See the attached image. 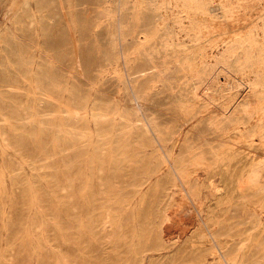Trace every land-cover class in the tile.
<instances>
[{
	"label": "rangeland",
	"instance_id": "374dc122",
	"mask_svg": "<svg viewBox=\"0 0 264 264\" xmlns=\"http://www.w3.org/2000/svg\"><path fill=\"white\" fill-rule=\"evenodd\" d=\"M256 75L264 0H0V264H264Z\"/></svg>",
	"mask_w": 264,
	"mask_h": 264
},
{
	"label": "bare ground",
	"instance_id": "6f19581e",
	"mask_svg": "<svg viewBox=\"0 0 264 264\" xmlns=\"http://www.w3.org/2000/svg\"><path fill=\"white\" fill-rule=\"evenodd\" d=\"M140 1V0H139ZM192 2L194 1V0H191ZM132 2V1H131ZM178 3V2H177ZM189 3V2H188ZM195 4V3H194ZM226 6H227V4H226ZM178 7V6H177ZM192 7V6H191ZM188 8V7H187ZM190 8V7H189ZM194 8V7H193ZM235 9V8H234ZM123 10V9H122ZM194 10V9H193ZM201 10V9H200ZM138 11V10H137ZM195 11V10H194ZM237 11V10H236ZM119 13V12H118ZM235 14V13H234ZM224 15V14H223ZM237 15V14H236ZM235 15V16H236ZM229 16V15H228ZM137 17V16H136ZM236 18V17H235ZM119 19V18H118ZM166 19V18H165ZM136 20H138V19H136ZM236 20V19H235ZM239 20V19H238ZM119 22V21H118ZM159 24V23H158ZM196 24V23H195ZM161 25V24H160ZM192 25V24H191ZM194 25V24H193ZM116 26V25H115ZM163 27V26H162ZM165 27V26H164ZM196 27V26H195ZM161 28V27H160ZM176 28V27H175ZM116 29V28H115ZM135 29V28H134ZM176 29H178V28H176ZM162 30H164V29H162ZM124 32V31H123ZM135 33V32H134ZM138 35V34H137ZM146 35V34H145ZM132 36V35H131ZM134 37V36H133ZM141 37V36H140ZM139 37V38H140ZM123 38H125V37H123ZM138 38V37H137ZM132 40V39H131ZM137 40V39H136ZM254 40V39H253ZM145 41V40H144ZM149 42V41H148ZM251 42V41H250ZM156 44V43H155ZM232 44V43H231ZM249 44V43H248ZM220 45V44H219ZM255 45V44H254ZM239 46V45H238ZM225 47V46H224ZM247 49V48H246ZM159 54V53H158ZM224 55V54H223ZM258 55V54H257ZM167 56V55H166ZM233 56V55H232ZM246 56V55H245ZM190 57V56H189ZM203 57V56H202ZM255 57V56H254ZM262 57V56H261ZM194 58H196V57H194ZM190 59V58H189ZM188 60V59H187ZM194 60V59H193ZM197 61H198V58H197ZM251 62V61H250ZM184 63V62H183ZM189 63V62H188ZM194 63H195V61H194ZM246 63V62H245ZM154 64V63H153ZM152 64V65H153ZM193 64V63H192ZM199 64V63H198ZM243 64V63H242ZM251 64V63H250ZM254 64V63H253ZM188 65V64H187ZM249 65V64H248ZM186 66V65H185ZM189 66V65H188ZM164 67V66H163ZM166 67V66H165ZM199 67V66H198ZM197 67V68H198ZM154 69V68H153ZM154 72V71H153ZM251 72H253V71H251ZM257 72V71H256ZM239 74V73H238ZM243 74V73H242ZM241 74V75H242ZM249 75V74H248ZM129 76V75H128ZM143 76H144V74H143ZM245 76V75H244ZM122 77V76H121ZM146 77H148V75L146 76ZM122 79V78H121ZM124 79V78H123ZM124 83V82H123ZM251 84L252 85H254V86H259V85H264V81L262 80V78L260 79L259 78V75H256L255 76V80L254 81H252L251 82ZM252 88V87H251ZM260 88H261V86H260ZM134 89V88H133ZM255 91V90H254ZM261 92V91H260ZM253 95V94H252ZM260 96V95H259ZM256 97V96H255ZM142 98V97H141ZM246 102V101H245ZM98 103V102H97ZM113 107V106H112ZM240 107V106H239ZM111 110V109H110ZM123 112V111H122ZM124 113V112H123ZM81 114V113H80ZM76 115V114H75ZM222 115V114H221ZM95 116L97 117V119H99V118H101V117H104V116H106L103 112H96L95 113ZM123 116V115H122ZM133 117V116H132ZM224 117V116H223ZM230 117V116H229ZM232 117H233V115H232ZM236 117H237V115H236ZM115 118V117H114ZM121 118V117H120ZM136 118V117H135ZM230 119V118H229ZM123 120H125V122H129V119L128 118H125V117H123ZM138 120V119H137ZM143 121V120H142ZM138 122V121H137ZM243 122V121H242ZM145 123V122H144ZM147 123V122H146ZM154 123V122H153ZM235 123V122H234ZM67 124V123H66ZM132 124V123H131ZM135 124V123H134ZM237 124V123H236ZM243 124V123H242ZM246 124H249V123H247L246 122ZM261 125V124H260ZM127 126H130V123L129 124H125V126H124V128L121 130V131H119V133H122V132H124L125 130H127ZM136 126V125H135ZM149 126V125H148ZM252 126V125H251ZM153 127H155V126H153ZM117 128V127H116ZM115 128V129H116ZM135 128V127H134ZM245 128V127H244ZM251 128V127H250ZM155 129V128H154ZM247 129V128H246ZM245 130V129H244ZM260 130H262L261 129V127H256L255 129L253 128V129H250L249 131H247V133H248V136L249 137H253L257 132H259ZM134 131V130H133ZM151 131V130H150ZM160 131V130H159ZM262 132V131H261ZM261 132H259L260 134H262ZM264 133V132H263ZM99 135V137L98 138H102L103 136H104V134L103 133H100V134H98ZM150 135V134H149ZM263 136H264V134H262ZM81 136V135H80ZM163 136V135H162ZM262 136V137H263ZM260 137H261V135H260ZM97 138V139H98ZM166 138V137H165ZM204 138V137H203ZM254 138V137H253ZM252 138V139H253ZM248 139V138H247ZM112 140V139H111ZM160 140V139H159ZM205 140V139H204ZM251 140V139H250ZM153 141V140H152ZM203 141V140H202ZM198 142V141H197ZM99 145H100V143H99ZM154 145V144H153ZM175 147V146H174ZM173 147V148H174ZM196 148V147H195ZM194 148V149H195ZM189 149V148H188ZM204 149V148H203ZM193 150V149H192ZM213 150V149H212ZM189 151V150H188ZM193 152V151H192ZM195 152V151H194ZM210 152V151H209ZM220 154V153H219ZM204 155V154H203ZM209 155V154H208ZM218 155V154H217ZM213 156V155H212ZM202 158V157H201ZM220 160V159H219ZM258 160V159H257ZM221 164V163H220ZM182 165H183V163H182ZM211 166V165H210ZM174 167V166H173ZM68 169L69 168H71L70 166L69 167H67ZM206 168V167H205ZM179 172H180V170H179ZM184 172V171H183ZM183 172H181L182 174H184ZM179 176V175H178ZM183 176H185V175H183ZM264 176V162H256V163H252L251 165H250V167H249V169H248V171H247V176H246V178H244V179H247V183L249 184V185H251V186H253V187H255V189H256V187H258L257 189L259 190V191H263V189H264V187H261L260 186V181H261V179H262V177ZM193 178H195V177H193ZM198 178V177H197ZM196 178V179H197ZM198 180V179H197ZM191 181V180H190ZM196 181V180H195ZM199 181V180H198ZM247 183H245V184H247ZM242 184V183H241ZM197 186V185H196ZM241 187H242V185H241ZM252 187V188H253ZM248 190V189H247ZM254 189H252V191H253ZM258 190H255V191H258ZM251 191V190H250ZM256 193V192H255ZM254 193V194H255ZM259 193H261V192H259ZM264 194V193H263ZM88 195V194H87ZM86 195V196H87ZM242 195V194H241ZM84 197V196H83ZM89 197V196H88ZM243 197V196H242ZM244 197H246V196H244ZM124 198V197H123ZM248 198V197H247ZM90 199V198H89ZM249 200V199H248ZM251 201V200H250ZM252 204V203H251ZM251 204H250V208H251ZM245 205H247V204H245ZM248 205H249V203H248ZM247 205V206H248ZM231 208H233V207H231ZM41 209V208H40ZM253 215H255V219H256V223L257 224H262V219L260 218V216H259V214L261 213H257L255 210H253ZM167 215V214H166ZM166 218H168V217H166ZM169 219V218H168ZM167 220V219H166ZM93 225V224H92ZM263 226H264V224H263ZM158 229V228H157ZM261 229V228H260ZM259 230V229H258ZM263 231V230H262ZM173 237V236H172ZM171 238V237H170ZM221 242V241H220ZM219 243V242H218ZM224 246H222V248H223ZM227 250H228V248H227ZM226 251V250H225ZM238 257V256H237ZM237 257H235V258H237ZM227 258H230V257H228L227 256ZM234 260V259H233ZM238 262V261H237Z\"/></svg>",
	"mask_w": 264,
	"mask_h": 264
}]
</instances>
